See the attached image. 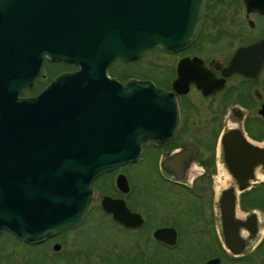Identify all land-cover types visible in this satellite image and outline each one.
I'll return each instance as SVG.
<instances>
[{
    "label": "water",
    "instance_id": "95a60500",
    "mask_svg": "<svg viewBox=\"0 0 264 264\" xmlns=\"http://www.w3.org/2000/svg\"><path fill=\"white\" fill-rule=\"evenodd\" d=\"M205 2L0 0V234L8 231L35 245L78 228L101 174L137 161L147 142L161 145L176 134L180 117L173 94L150 81L120 82L109 69L158 46L173 54L190 46L201 31ZM259 48L238 49L229 72L241 73L238 59L259 54ZM46 58L79 69L55 78L37 97H22L34 89ZM228 159L245 192L241 157ZM124 177L118 185L128 192ZM236 202L233 190L227 192L223 217L227 244L239 254L242 246L227 224L237 223ZM117 203L124 202L105 198L104 208L111 212ZM128 218L114 219L133 226Z\"/></svg>",
    "mask_w": 264,
    "mask_h": 264
},
{
    "label": "flooded vegetation",
    "instance_id": "af4514ba",
    "mask_svg": "<svg viewBox=\"0 0 264 264\" xmlns=\"http://www.w3.org/2000/svg\"><path fill=\"white\" fill-rule=\"evenodd\" d=\"M216 45L228 48L229 52L222 62L206 56ZM255 45L261 47L259 54L248 52L238 59L241 73L229 72L238 49ZM168 56L176 58L170 76L163 83L157 84L150 77L121 79L113 76L115 65L125 64L120 61H116L109 69V77L120 82L134 78L147 80L173 94L178 103L179 127L166 143L147 142L137 161L102 174L93 182L94 199L84 224L98 211L101 218L112 222L120 233L135 238V246L143 252L145 260L140 264H163V254L182 251L180 246L184 232L179 220L157 219L162 210L169 208L167 203H155V209L151 212L129 202L130 196L133 198L136 193V185L127 173L128 167L143 166L149 179L153 180L150 184L158 189L156 193H178L182 190L194 196L199 203L198 219L185 226L188 236L193 235L195 245L206 249L205 255L210 254L200 264L212 260L225 264L236 260L233 258H239L240 264H251L261 253L264 254V206L258 202L264 200V0L251 3L247 0H206L197 39L178 54ZM186 59L195 60L197 65L184 63ZM180 64L181 71L178 72ZM55 68L57 70L53 72ZM78 69L76 65L46 58L35 80V87L28 95L38 96L55 78ZM177 79L179 82L174 88L172 83ZM205 135L207 139L204 141L202 136ZM192 137L194 140L191 142ZM231 154H238L242 159L239 172L240 179L246 181L245 192L239 191L241 183L233 175L232 163L228 159ZM213 173L222 174L224 179L228 173L235 184L231 185V182L227 187H222L224 179L215 183ZM122 175L127 180L128 192L119 188L118 179ZM107 177L114 178V186L105 184L104 178ZM230 190L237 196L234 208L237 223L227 224L228 231L242 246V252L237 255L229 248L225 236L223 205L228 208L230 203L224 204L223 201ZM107 197L124 203H117L113 211L109 212L103 202ZM247 201L253 205L245 209L243 202ZM126 214L131 216L128 219L133 226L114 219L115 215L126 217ZM168 236L175 239L174 244H169ZM57 237L50 238L42 245L54 242ZM151 245L158 252L154 253L155 256L162 257L161 260L157 258L151 261Z\"/></svg>",
    "mask_w": 264,
    "mask_h": 264
},
{
    "label": "rangeland",
    "instance_id": "374dc122",
    "mask_svg": "<svg viewBox=\"0 0 264 264\" xmlns=\"http://www.w3.org/2000/svg\"><path fill=\"white\" fill-rule=\"evenodd\" d=\"M212 49L209 55L206 54L207 58H214L221 62L229 52L228 48L217 45L213 46ZM175 58L157 49L148 55L146 54L144 58L136 63H117L112 75L121 79L131 76L140 79L150 77L157 84L163 83L170 76ZM56 70L57 68L53 72ZM202 137L204 141L207 139V135ZM193 140L194 137L190 138L191 142ZM127 173L131 175L136 185V193L133 198L132 195L130 196L129 202L136 203L141 208L145 207L151 212L155 209V203H167L169 208L162 210L157 219L179 220V225L183 228L184 235L180 246L183 250H180L181 252H178V250L168 251L166 255L163 254L162 257L165 256L162 259L163 264H200L209 256L210 254L205 255L206 249L195 245L196 241L193 235L188 236L189 234L186 231L185 225L199 217L197 205L199 203L195 200V197L189 196L180 189L178 193H163L164 191L156 193L158 189L150 184V181L153 180L149 179L150 176L145 173L143 166L128 167ZM223 177L222 174L213 173L215 183L220 180L223 181ZM104 179L105 184L114 186L113 177ZM147 182H149L148 185L146 184ZM204 184H207V181H204ZM234 184L232 182L231 185ZM258 202L264 206V200H259ZM179 216L181 217L179 218ZM134 240V237L120 233L112 222L101 218L100 213L95 211L82 227L62 234L54 242L47 245L30 247L8 233L0 235V264H140L145 260L143 252L135 246L136 240ZM55 243L61 245L59 251L54 250ZM149 249L151 251V261H155L157 258L161 260L162 257L155 256L158 252L154 250L153 245ZM263 255L261 253L251 264H264ZM233 259L236 260L225 262V264L241 263L239 258Z\"/></svg>",
    "mask_w": 264,
    "mask_h": 264
},
{
    "label": "bare ground",
    "instance_id": "6f19581e",
    "mask_svg": "<svg viewBox=\"0 0 264 264\" xmlns=\"http://www.w3.org/2000/svg\"><path fill=\"white\" fill-rule=\"evenodd\" d=\"M225 178L224 183H221L222 187L228 186L232 182L231 176L228 173L225 174Z\"/></svg>",
    "mask_w": 264,
    "mask_h": 264
},
{
    "label": "trees",
    "instance_id": "16d2710c",
    "mask_svg": "<svg viewBox=\"0 0 264 264\" xmlns=\"http://www.w3.org/2000/svg\"><path fill=\"white\" fill-rule=\"evenodd\" d=\"M248 203V204H246ZM249 205H253V203H250L249 201L247 202H243V207L246 209V207H248Z\"/></svg>",
    "mask_w": 264,
    "mask_h": 264
}]
</instances>
